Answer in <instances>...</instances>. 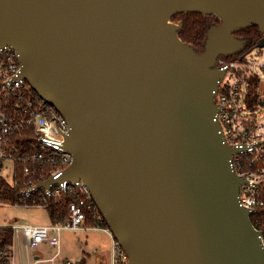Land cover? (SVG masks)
I'll return each instance as SVG.
<instances>
[{"label":"water","instance_id":"95a60500","mask_svg":"<svg viewBox=\"0 0 264 264\" xmlns=\"http://www.w3.org/2000/svg\"><path fill=\"white\" fill-rule=\"evenodd\" d=\"M182 13L220 18L202 53ZM251 25L264 34V0H0V49L71 128L73 164L27 193L83 180L129 264H264L213 102Z\"/></svg>","mask_w":264,"mask_h":264},{"label":"built area","instance_id":"2783aa9c","mask_svg":"<svg viewBox=\"0 0 264 264\" xmlns=\"http://www.w3.org/2000/svg\"><path fill=\"white\" fill-rule=\"evenodd\" d=\"M251 54L235 60H227L224 56L218 58L215 68L224 70L225 75L214 92L213 102L219 109L215 121L225 143L240 150L232 156L231 166L244 180L239 189V204L252 216L264 206V123L252 117L255 110L248 103L251 80L258 78L260 81L254 71L258 65L250 61ZM258 67L264 72V64ZM21 70L16 51L7 46L0 49V162L14 165V186L18 185L16 168H21L26 180L22 194L25 197L37 194L30 207H46L49 202L63 205L67 218L62 223L48 226H10L12 244L8 247L9 252L0 251V264H14L15 250L20 246L25 247L27 253L41 244L59 248L64 231L90 230L102 231L111 240L110 249L100 254L97 264H129L127 254L106 225L83 180H63L48 190L27 193L38 183L51 178L59 180L74 158L64 148L71 130L69 122L25 78L20 77ZM36 169L40 173L37 178L34 177ZM68 198L71 199L69 202ZM88 221L94 224L89 226ZM253 226L261 232L264 247V231L255 224ZM59 256L58 251L50 259L35 257L33 264H85L82 260H58ZM28 259L30 264V255Z\"/></svg>","mask_w":264,"mask_h":264},{"label":"rangeland","instance_id":"374dc122","mask_svg":"<svg viewBox=\"0 0 264 264\" xmlns=\"http://www.w3.org/2000/svg\"><path fill=\"white\" fill-rule=\"evenodd\" d=\"M218 19L221 23L219 17ZM203 51L204 49H201L200 53ZM250 61L256 62L258 66L264 64V48L253 49ZM258 66L254 67V71L260 78L259 93L262 103L264 102V72ZM252 117L258 122L264 123V105L256 109ZM13 168L14 165L10 162H0V176L5 178L11 186H13ZM13 225L48 226L50 225L48 211L45 207L13 205L11 202L0 198V227ZM110 247L111 240L102 231H64L61 235L59 248L52 247L49 244H41L38 248L30 250L27 253L26 248L20 246L19 249L16 248L15 250L13 263L20 264L21 260L22 264H28V255H30V264H33L35 257L50 259L59 251L60 256L58 260H85V264H97L100 254L108 251Z\"/></svg>","mask_w":264,"mask_h":264},{"label":"trees","instance_id":"16d2710c","mask_svg":"<svg viewBox=\"0 0 264 264\" xmlns=\"http://www.w3.org/2000/svg\"><path fill=\"white\" fill-rule=\"evenodd\" d=\"M173 23H182L183 27L178 32L179 38L187 45L192 46L197 53H200L201 49H204V44L206 41L207 33L209 29L213 26L220 24L218 17L216 16H205L201 13H182L175 15L172 20ZM235 37L239 40L245 41V49L234 55V56H224L227 60H235L243 55H246L257 48L258 43L260 42L262 35L260 29L257 26L251 25L245 29H239L235 31ZM248 103L249 107L253 110H256L260 107L261 104V95L259 93V79L253 78L251 80V85L248 93ZM46 172V170L44 171ZM40 173L38 169L34 174V177H39ZM16 180L18 185L11 186L5 178L0 176V198L2 200L11 202L13 205L18 206H30L33 203L34 197L37 194H34L30 197H25L22 194L24 189L25 179L22 175L21 168H16ZM68 202L71 200L67 199ZM39 202V201H36ZM45 209L48 211L50 223L59 224L66 220L67 214L65 212L63 205H53L52 203H47ZM251 221L255 226L264 231V206L256 211L251 216ZM94 223L88 221L87 225L92 226ZM13 240V230L10 226L0 227V251L9 252L8 247L11 246Z\"/></svg>","mask_w":264,"mask_h":264},{"label":"crops","instance_id":"0c3cea01","mask_svg":"<svg viewBox=\"0 0 264 264\" xmlns=\"http://www.w3.org/2000/svg\"><path fill=\"white\" fill-rule=\"evenodd\" d=\"M51 224V223H50ZM84 262H85V260H84ZM86 263V262H85Z\"/></svg>","mask_w":264,"mask_h":264}]
</instances>
